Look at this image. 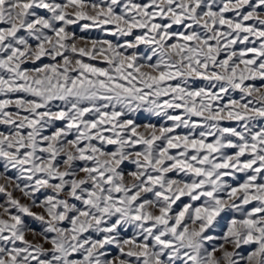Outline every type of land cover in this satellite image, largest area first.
I'll list each match as a JSON object with an SVG mask.
<instances>
[{"label":"rangeland","instance_id":"374dc122","mask_svg":"<svg viewBox=\"0 0 264 264\" xmlns=\"http://www.w3.org/2000/svg\"><path fill=\"white\" fill-rule=\"evenodd\" d=\"M0 264H264V0H0Z\"/></svg>","mask_w":264,"mask_h":264}]
</instances>
